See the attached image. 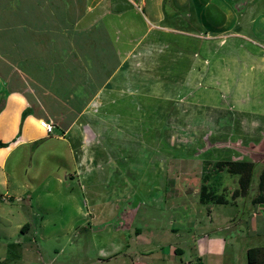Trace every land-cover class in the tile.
Returning <instances> with one entry per match:
<instances>
[{"label": "rangeland", "instance_id": "1", "mask_svg": "<svg viewBox=\"0 0 264 264\" xmlns=\"http://www.w3.org/2000/svg\"><path fill=\"white\" fill-rule=\"evenodd\" d=\"M163 1L100 17L118 40L110 68L120 64L101 93L77 97L78 108L87 102L84 145L56 128H23L28 115L20 130L19 119L0 124V139L25 140L0 150V256L35 239L16 264L144 262L177 242L170 228L182 217L207 220L197 201L205 160L264 139V0Z\"/></svg>", "mask_w": 264, "mask_h": 264}, {"label": "crops", "instance_id": "2", "mask_svg": "<svg viewBox=\"0 0 264 264\" xmlns=\"http://www.w3.org/2000/svg\"><path fill=\"white\" fill-rule=\"evenodd\" d=\"M145 1L16 0L14 8H10V4L0 7V32L11 30L13 33L11 39H7L6 34L4 41L0 39V92L6 94L0 110V124L7 126L10 123L16 128L22 110L29 107L30 113L23 128L32 122L38 125L39 119H46L54 123L63 135L71 136V140L72 136L76 137L84 145L86 135L82 127L85 125L79 117L84 115L86 96L98 95L115 80L120 64L114 62L113 69L110 68L111 58L114 57L115 61L119 53L118 40L112 37L113 23L103 24L100 17L113 13H117L115 17L120 16L122 11L139 8L137 3L144 4ZM155 1L164 3L163 0ZM117 6L121 8L118 10ZM90 15L94 18H88ZM142 44L144 42L138 46ZM129 49L120 52V58L127 60ZM82 92L87 95H83L80 102L85 103L80 109L77 97ZM98 102V99L95 100L96 104ZM16 133L8 140L9 135L1 140L11 141ZM33 139L29 137L26 141ZM21 141L25 140L17 137L15 142L4 148L14 147ZM237 151L238 154L228 160L255 163L253 179L246 193L233 195L237 188V176L222 172V184L218 189L225 193L227 203H200L205 205L207 220L179 218L181 226L170 228L177 236L175 244L169 245L167 251H159L154 257H151V252L144 254V262L137 256L131 260L132 264H159L160 261L166 264H247V249L264 248V203L255 200L259 195V174L264 168V139L258 142L252 140L247 147H237ZM82 152H85L84 146L80 150ZM240 152L246 159L239 158ZM3 161L4 158L1 165ZM229 178H235V186L226 185ZM28 223L23 231V224L16 225L22 236L31 228ZM135 233L139 235L140 228H136ZM34 242L35 239L33 243L16 240L13 242L15 253L0 256V262L16 264L24 257V252H31ZM41 261L40 257H36L30 262L44 264Z\"/></svg>", "mask_w": 264, "mask_h": 264}, {"label": "trees", "instance_id": "3", "mask_svg": "<svg viewBox=\"0 0 264 264\" xmlns=\"http://www.w3.org/2000/svg\"><path fill=\"white\" fill-rule=\"evenodd\" d=\"M0 92V110L3 106V99ZM30 113V108L27 107L22 110L19 122V130L22 125L23 119ZM19 133V131H18ZM17 133V134H18ZM16 136L11 141H2L0 139V148L9 146L12 142L16 141ZM255 163L247 160H216L210 162L205 160L203 163L200 185L198 191V201L201 204H224L227 203V197L225 193L219 192L218 187L222 184L221 173H227L231 176H237V188L233 195H244L248 190L254 174ZM258 193L255 200L260 203H264V168L260 171L258 178ZM28 222L24 223L21 227L27 228ZM262 256V257H261ZM247 264H264V248L252 247L247 249L246 252ZM2 264V263H1Z\"/></svg>", "mask_w": 264, "mask_h": 264}, {"label": "built area", "instance_id": "4", "mask_svg": "<svg viewBox=\"0 0 264 264\" xmlns=\"http://www.w3.org/2000/svg\"><path fill=\"white\" fill-rule=\"evenodd\" d=\"M38 125L44 130L46 135L52 134L55 130L54 124L51 121L46 120V119H39ZM0 264H1V262H0Z\"/></svg>", "mask_w": 264, "mask_h": 264}]
</instances>
